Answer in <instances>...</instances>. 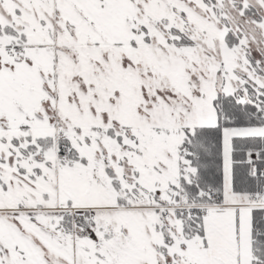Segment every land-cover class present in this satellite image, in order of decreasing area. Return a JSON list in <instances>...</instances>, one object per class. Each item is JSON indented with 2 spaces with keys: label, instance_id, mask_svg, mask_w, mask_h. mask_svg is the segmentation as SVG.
<instances>
[{
  "label": "snow or ice",
  "instance_id": "snow-or-ice-1",
  "mask_svg": "<svg viewBox=\"0 0 264 264\" xmlns=\"http://www.w3.org/2000/svg\"><path fill=\"white\" fill-rule=\"evenodd\" d=\"M0 264H264V0H0Z\"/></svg>",
  "mask_w": 264,
  "mask_h": 264
}]
</instances>
